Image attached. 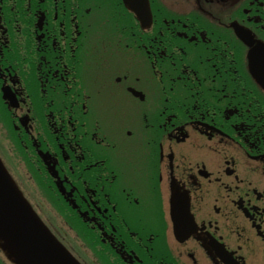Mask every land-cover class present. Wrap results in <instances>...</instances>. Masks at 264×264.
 Instances as JSON below:
<instances>
[{
	"label": "flooded vegetation",
	"instance_id": "af4514ba",
	"mask_svg": "<svg viewBox=\"0 0 264 264\" xmlns=\"http://www.w3.org/2000/svg\"><path fill=\"white\" fill-rule=\"evenodd\" d=\"M144 1L0 0L4 138L87 264H264V0Z\"/></svg>",
	"mask_w": 264,
	"mask_h": 264
},
{
	"label": "water",
	"instance_id": "95a60500",
	"mask_svg": "<svg viewBox=\"0 0 264 264\" xmlns=\"http://www.w3.org/2000/svg\"><path fill=\"white\" fill-rule=\"evenodd\" d=\"M0 238L17 264H77L30 208L1 161Z\"/></svg>",
	"mask_w": 264,
	"mask_h": 264
},
{
	"label": "rangeland",
	"instance_id": "374dc122",
	"mask_svg": "<svg viewBox=\"0 0 264 264\" xmlns=\"http://www.w3.org/2000/svg\"><path fill=\"white\" fill-rule=\"evenodd\" d=\"M4 110H1L0 113H3ZM110 133V140L111 141H115L119 135L118 132V126L115 122L112 123V130L109 131ZM10 136L12 137L13 141L15 139V134L12 132L10 133ZM17 146V145H16ZM139 151H141L142 153L145 151V147L143 148H138ZM17 150L19 151V153L21 154V156L23 158H25V156H27V153L30 152L29 149L23 150L21 147L17 146ZM135 152L134 149L130 148V147H126L124 150L122 148H118L117 151L113 152V153H109V160L108 163L111 167L113 168H117L120 165L121 159L122 157H128L130 158L133 153ZM31 155V154H30ZM5 161V160H4ZM6 165L8 166L9 169H13V167L7 162L5 161Z\"/></svg>",
	"mask_w": 264,
	"mask_h": 264
}]
</instances>
